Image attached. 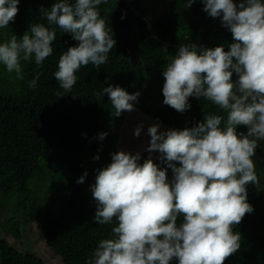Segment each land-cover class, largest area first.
<instances>
[{"label":"clouds","instance_id":"obj_1","mask_svg":"<svg viewBox=\"0 0 264 264\" xmlns=\"http://www.w3.org/2000/svg\"><path fill=\"white\" fill-rule=\"evenodd\" d=\"M196 0H187L190 8ZM109 0H55L41 8L45 24H31L20 38L0 43V65L23 80V62L42 66L53 54L55 25L77 41L64 52L53 74L63 96L72 92L81 67L100 68L116 47L98 6ZM209 17L220 19L234 42L208 48L181 44L163 70V103L179 113L190 111V98H202L227 113L206 115L193 127L147 128V151L160 153L164 167L141 153L119 151L111 163L97 169L90 186L97 204L94 222L111 224L112 238L99 241L86 264H225L241 247L234 232L245 214L249 184L259 189L255 156L264 142V0H201ZM20 0H0V29L7 28L19 11ZM123 18V17H122ZM236 79H233V75ZM40 73L29 82L35 89ZM113 114L134 111L140 92L129 93L108 84ZM245 126L247 133L238 132ZM144 125L134 131L140 137ZM86 135V134H85ZM107 132L99 134L103 141ZM94 159L99 160L97 155ZM171 170V178L168 172ZM85 172L77 183H84ZM182 220L178 223V218Z\"/></svg>","mask_w":264,"mask_h":264},{"label":"trees","instance_id":"obj_2","mask_svg":"<svg viewBox=\"0 0 264 264\" xmlns=\"http://www.w3.org/2000/svg\"><path fill=\"white\" fill-rule=\"evenodd\" d=\"M54 2L20 0L14 21L0 29V43L22 37L31 24L48 26L40 10ZM186 3L165 0L168 12L156 19L140 0H109L98 6L116 47L100 68L81 67L72 92L61 97L63 89L53 74L60 56L78 42L55 25L53 54L42 66L22 61L23 80L0 65V264H86L99 241L112 238L115 219L111 224L94 222L97 204L90 186L96 175L82 160L86 149L101 141L100 133H108L101 141L107 145L141 153L140 163L151 158L164 167L160 153L147 151L149 126L182 130L209 114L226 120L224 110L202 98H190L192 108L184 113L163 103V70L181 44L224 45L228 50L234 42L220 19L203 11L201 0L190 8ZM37 73L40 78L31 89L29 82ZM108 84L145 96H139L136 110L117 117L109 98L100 95ZM153 84L157 87L147 88ZM140 124L144 130L136 137ZM237 131L246 134L247 128L238 126ZM85 172V182L77 183ZM247 189L254 211L233 226L241 234V247L225 264H264V194L250 184Z\"/></svg>","mask_w":264,"mask_h":264},{"label":"rangeland","instance_id":"obj_3","mask_svg":"<svg viewBox=\"0 0 264 264\" xmlns=\"http://www.w3.org/2000/svg\"><path fill=\"white\" fill-rule=\"evenodd\" d=\"M131 2H134L135 0H129ZM142 3L143 8L147 9L150 14L152 15L153 18H158L163 16L166 12H168V7L164 5L165 0H140ZM165 8V9H164ZM234 80L237 78L236 75L234 74ZM156 88L157 85L153 84L152 86H148ZM141 96H145L143 93ZM137 103L134 105V109H137ZM145 139H147L145 137ZM262 146L258 147L255 153V156L253 157L254 163L256 165L255 171L258 179L260 180V187L259 189L257 188L256 185L250 184L254 189H258L264 194V142H261ZM90 149L87 148L84 155L82 156V160L84 164L89 167L92 172L96 175L97 174V169H102L103 167H106L108 164L106 163L108 160L111 159V154L115 152L121 151L119 149V145L113 144V145H107L106 143H103L101 141H96L93 142L91 145ZM99 155L100 159L96 160L94 157ZM105 161H104V160Z\"/></svg>","mask_w":264,"mask_h":264}]
</instances>
